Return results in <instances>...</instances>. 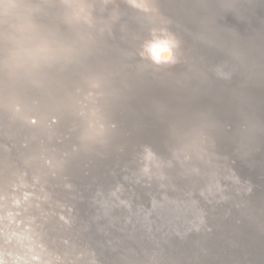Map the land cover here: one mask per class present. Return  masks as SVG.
<instances>
[{
	"label": "bare ground",
	"instance_id": "bare-ground-1",
	"mask_svg": "<svg viewBox=\"0 0 264 264\" xmlns=\"http://www.w3.org/2000/svg\"><path fill=\"white\" fill-rule=\"evenodd\" d=\"M25 1L0 0V20L25 12L39 17L44 6L59 3L57 15L45 11L47 29L73 51L53 72L26 73L20 86L0 64V124L6 128L9 116L27 118L43 140L37 152H46L42 165L52 177L78 153L74 146L92 160L103 159L104 146L118 153L116 168L130 178L125 187L141 216L142 241L156 243L139 251L137 263L264 264V16L255 10L264 2ZM227 16L244 23L245 32ZM252 20H260L261 29ZM169 44L174 56L164 61L156 53ZM7 59L0 47V63ZM89 160L83 181L96 176ZM148 199L155 203L151 211L143 204ZM38 208L53 220L44 228L29 224L35 238L27 245L43 259L32 264H56L66 259L60 250L73 244L78 223ZM61 225L69 228L70 242L53 251L32 243L45 228ZM8 233L5 227L0 239L8 242ZM70 249L96 264L82 247Z\"/></svg>",
	"mask_w": 264,
	"mask_h": 264
},
{
	"label": "water",
	"instance_id": "water-1",
	"mask_svg": "<svg viewBox=\"0 0 264 264\" xmlns=\"http://www.w3.org/2000/svg\"><path fill=\"white\" fill-rule=\"evenodd\" d=\"M24 1L22 0V2ZM258 1L264 2V0ZM28 2L25 1V3ZM29 4L36 5L38 1L32 0ZM58 4L54 2L53 8L50 7V9L48 6H44L42 8L43 14H40L39 17L25 12L22 15H16L15 19L0 20V25H8L5 30H0V37L2 35L7 36L5 37L6 44H0V47L5 48L8 59L0 64H4L8 68L9 77L13 75L18 86L26 81L21 78L26 73H20V70L16 68V53L22 47H35V44L25 40L26 25L30 22L36 31L51 32L47 29L50 20L44 14L45 11L49 12L51 9L57 11L56 15L60 13L59 11L62 9L57 6ZM257 8H260L261 11L259 16L260 14L264 16V8L261 9L260 5H257L255 10ZM234 19L227 16L225 20L234 23L244 33L246 25ZM252 21V27L261 29L260 20L259 22ZM59 22L62 21L59 20ZM73 26H78V24H73ZM61 61L46 66L42 72H53L58 65H62L60 64ZM1 80L4 86L11 85L10 81ZM110 97L112 99V96ZM48 113L52 114L51 111ZM74 117V119H78V116ZM8 118L6 128L0 124V236L5 227L9 230L8 242L0 239V264H28L29 262L32 264V260L35 262L43 260L34 257L35 249L27 245V241L35 238L30 233L32 230L29 226L30 222H36L41 228H44L53 220L48 211L45 215H39L38 207L42 209L51 208L50 211L53 212L55 210V213L65 219L66 223H69L68 220L78 223L74 224L75 231L72 232L73 239L71 241L73 244L68 245L72 248L76 246L87 250L85 253L91 254L96 264H128L131 261L137 263V258L141 256L143 247L146 251L156 247V243L149 244L148 241L146 243L142 241L144 235L142 236V224L139 221L141 216L138 211L133 209L131 200L133 195L128 194L129 190L125 187V182L127 181V184L130 181L128 174L116 168V164H119L121 159L118 153H115L116 151L109 152L108 147L104 146V151L107 154L102 157L103 159L99 160L93 156L95 158L92 160L89 154L85 157L77 150L81 148V145L74 146L75 152L78 153L71 161L67 160L62 163L61 172V168H57L59 173L56 177H52L50 174L47 175L45 167L42 165L43 159L47 157L44 155L46 152L42 154L37 152L38 149L44 148L38 130L34 127L28 128L27 118L23 120L17 116H9ZM2 131L3 135L1 134ZM8 135H11V137L9 136L11 141L5 137ZM75 135L79 137L82 134L78 132ZM53 144L58 149L62 146L61 141H53ZM79 155L81 156L77 158ZM86 160L90 161L91 169L95 171L96 176H90L86 181H83ZM66 177H69V180L60 181V185L57 186L58 180ZM51 184L53 186H49ZM64 199L70 201V207L67 206V202H65V206L62 205ZM152 202L148 199L143 204L150 209L155 205ZM31 203L37 206V211ZM7 213L8 217L5 218L4 215ZM51 229L45 228V236L41 239L32 240V243L36 247H51L50 249L53 251L55 248H60L65 241L70 242L65 233L70 232L66 225H61L57 231ZM70 247L60 250L61 254L65 256L64 258L70 260V263H65L66 259H64L56 264H76L78 261L80 264H91L86 259V254L80 253L78 258H75L74 252L68 253L71 250Z\"/></svg>",
	"mask_w": 264,
	"mask_h": 264
},
{
	"label": "clouds",
	"instance_id": "clouds-1",
	"mask_svg": "<svg viewBox=\"0 0 264 264\" xmlns=\"http://www.w3.org/2000/svg\"><path fill=\"white\" fill-rule=\"evenodd\" d=\"M26 28L25 40L35 44V47H22L17 51L15 66L21 72L31 74L42 71L46 66L58 62L72 53L73 49L65 47L54 33L36 31L30 22ZM148 47L151 50V46ZM173 49L174 45L169 44L157 51L156 55L164 61L171 60L174 56Z\"/></svg>",
	"mask_w": 264,
	"mask_h": 264
}]
</instances>
